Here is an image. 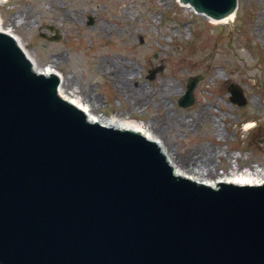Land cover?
I'll return each instance as SVG.
<instances>
[{"label":"water","instance_id":"1","mask_svg":"<svg viewBox=\"0 0 264 264\" xmlns=\"http://www.w3.org/2000/svg\"><path fill=\"white\" fill-rule=\"evenodd\" d=\"M180 1L216 20L237 2ZM33 68L0 29V264H264V181L178 175L162 141L90 121Z\"/></svg>","mask_w":264,"mask_h":264},{"label":"rangeland","instance_id":"2","mask_svg":"<svg viewBox=\"0 0 264 264\" xmlns=\"http://www.w3.org/2000/svg\"><path fill=\"white\" fill-rule=\"evenodd\" d=\"M0 16L40 64H54L64 89L97 113L142 121L178 164L203 170L199 161L210 157L211 181L228 171V153L242 170L264 167V0H240L228 25L176 0H0ZM56 31L58 41L40 35ZM198 74L195 103L179 106L187 78ZM165 84L173 88L162 94ZM231 84L245 106L231 103Z\"/></svg>","mask_w":264,"mask_h":264},{"label":"bare ground","instance_id":"3","mask_svg":"<svg viewBox=\"0 0 264 264\" xmlns=\"http://www.w3.org/2000/svg\"><path fill=\"white\" fill-rule=\"evenodd\" d=\"M182 6L192 11V9L186 4L185 5L182 4ZM237 12H238V6L232 18H221L219 20H211V22L215 24H225V25L231 24L234 22L237 16ZM200 16H204V15L200 14ZM0 22H1V29L4 32L10 34L11 36H13L15 40H18L21 42V48L23 51H26L29 53L30 61H36L38 71L44 72L47 74L55 73L58 76L63 78V76L56 70V67L54 66L53 63H48L45 65L40 64L37 61V59L29 52L26 46L22 43L18 35L14 34L11 29L8 30V29L3 28V19L1 18V16H0ZM59 59H60V55H59ZM78 63L82 64L81 61H78ZM104 63L106 62L102 61V62L97 63V67L99 66L102 67ZM113 63H114V66L119 65L115 61H113ZM119 73L121 77L125 76V77L131 78L133 72L132 70H130L126 74H123L122 72H119ZM125 83L128 84L127 81ZM172 88H173L172 85L165 84L161 92L162 94L169 93ZM138 91L143 92L144 87L139 86ZM62 97L66 99L67 101H69L70 103L74 104L79 109H81L86 114L87 118L90 119V121H95L103 125L107 124L106 126H111L115 128L134 130V131H137L143 134L147 138L162 141L164 145L163 140L154 131H152L148 126H146L142 121L133 120V119H130L129 117L120 118L118 114L106 116L102 113L95 112L94 107L90 103L84 101L81 96L76 94L74 91H69V90L64 89V79H63V87H62ZM164 148L177 174L182 175V176H187L189 178H192L193 180L208 184L213 187H217L220 183H231V184H236V185H258L264 181V167L259 166V165H254L251 168L247 167L242 170L239 168L238 154L236 153H232V154L228 153L225 156L230 163L228 171L226 173L219 174L216 180L211 181L208 179L210 173L205 172V171H208L206 168L208 167V163L211 160L210 157H204L199 161L200 164L204 166L203 170L196 169V168H189V166L178 164L177 161L174 159V157H172V155L169 154L165 145H164Z\"/></svg>","mask_w":264,"mask_h":264}]
</instances>
